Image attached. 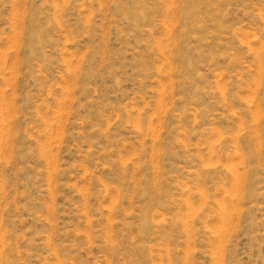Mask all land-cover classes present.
Instances as JSON below:
<instances>
[{"label": "rangeland", "instance_id": "374dc122", "mask_svg": "<svg viewBox=\"0 0 264 264\" xmlns=\"http://www.w3.org/2000/svg\"><path fill=\"white\" fill-rule=\"evenodd\" d=\"M0 264H264V0H0Z\"/></svg>", "mask_w": 264, "mask_h": 264}]
</instances>
